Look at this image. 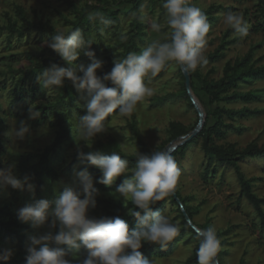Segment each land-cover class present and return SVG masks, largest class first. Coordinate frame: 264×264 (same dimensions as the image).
Returning <instances> with one entry per match:
<instances>
[{
	"label": "rangeland",
	"instance_id": "rangeland-1",
	"mask_svg": "<svg viewBox=\"0 0 264 264\" xmlns=\"http://www.w3.org/2000/svg\"><path fill=\"white\" fill-rule=\"evenodd\" d=\"M138 1V2H137ZM164 0H0V80L3 87L0 89V136L4 143L5 152L0 158V168L14 165L13 174L20 179L26 175L20 167L21 157L29 153H40L53 143L57 136V116L50 109L39 119H28L29 109L39 112V106L56 105L59 111L68 114L65 124L69 129L70 138L59 146L52 155V164L59 171V178H45V186L41 193L36 191H19L10 186L0 189V205L14 201L17 210L34 203L40 199L54 200L74 180L75 171L88 167L94 177V187L100 191L96 198V207L89 212L90 216L97 218L108 216L104 207V200L124 205L122 199H116L109 193L114 192L115 183H122L125 176L118 177L111 188L95 185L98 175L91 165L82 164L76 152L85 146L79 135V116L87 114L86 94L78 92L74 87L73 99L66 92L68 81L65 79L62 88L43 89L37 81V76L53 63L67 66L61 57L45 41H51L54 35L42 34L33 30L24 37L12 36L1 27L7 26L10 21L22 24L16 7L21 6L31 20L50 22L58 31H70L78 22L80 16L85 14L86 24L83 23V35L91 39L93 44L88 49L95 53L96 58L105 63L97 75L103 76L111 71L114 55L124 51L131 39L136 47L130 52L139 53L153 39L166 42L171 31L167 25V12L163 8ZM190 3L200 7L209 18L211 25L206 36L207 44L204 49L208 63L198 66L202 77L209 80H219L227 63L242 60L249 54V64L254 67L264 66V14L260 0H189ZM136 5L139 6L140 25L142 34L137 35L134 22L137 20ZM87 6L104 7L99 11L111 21L102 25L98 20L90 21ZM228 12L242 14L252 29L247 37L241 38L237 33L226 37L229 26L224 23ZM161 25V32L151 29V23ZM254 26V27H253ZM225 46L222 48L223 42ZM220 48L217 57L211 56ZM87 67L91 60L81 50L76 62ZM82 75V73H78ZM195 86L203 101L200 104L204 115L212 114L216 104L210 103L202 90V83L195 78ZM148 86L153 89V95L139 103L136 111L130 117H122L118 110L110 115L106 121L108 129L98 134L91 148L98 149L103 143L107 149H119L125 154H144L143 147L135 137L130 124L136 121L143 141L149 146L151 152L161 150L163 145L171 138L173 123L182 124L189 130L199 122V113L191 106L192 100L184 93V72L175 61L169 64L150 82ZM35 89V90H34ZM239 90L242 92H259L258 97L252 101L242 99L225 100L221 102L228 110L242 112L249 109L250 113H236L226 115L224 130L227 135L218 138V144H235L244 149L251 144L264 146V77L250 78L241 82ZM79 108L83 114L79 113ZM135 115V117H134ZM211 117V124L215 122ZM21 121H25L30 131L24 139H17L15 130H19ZM195 139V138H194ZM177 166L180 176L177 188L182 197L188 199V205L194 210L195 223L203 227L212 226L221 239L223 251L218 257L219 264H264V229L256 210L241 196V184L236 168L216 161L206 154L202 139L191 141L183 153L177 155ZM245 176L252 180L255 193L264 196V156L247 157L238 162ZM133 166L129 165V168ZM127 175H131L129 172ZM128 205H131L130 203ZM133 207V205L131 206ZM128 213V210H124ZM167 215L173 223L182 225L184 212L179 202L168 199L160 211ZM30 225V223H28ZM31 226V225H30ZM32 230L30 237L48 230L47 225ZM55 231H58L56 229ZM31 244V240H28ZM199 244V239L191 232H185L178 243L166 255L160 251L151 254L148 259L155 264H185ZM14 252L18 250L16 243L8 244ZM64 247L66 250L67 246ZM69 251V258L77 264L76 258L87 255V249L81 247L78 252Z\"/></svg>",
	"mask_w": 264,
	"mask_h": 264
},
{
	"label": "clouds",
	"instance_id": "clouds-1",
	"mask_svg": "<svg viewBox=\"0 0 264 264\" xmlns=\"http://www.w3.org/2000/svg\"><path fill=\"white\" fill-rule=\"evenodd\" d=\"M162 6L171 29L166 42L153 39L139 53L130 52L125 58L114 60L112 70L102 77L97 75V70L102 69L105 62L88 50L93 41L86 39L80 28L59 31L51 41H45L67 66L53 63L38 74L37 81L43 89L49 90L62 88L67 79L78 92L86 94L87 114L79 116V135L89 149L90 142L107 131L106 120L111 114L118 110L120 116L130 117L139 103L154 94L146 80L150 82L169 62L175 61L186 71H194L208 63L204 49L211 25L207 14L189 0H164ZM88 19L98 20L102 25L111 23L99 12L89 13ZM224 23L241 38L249 34V24L242 14L228 12ZM151 29L160 33L161 25L153 22ZM81 50L91 60L87 67L76 63ZM39 115L30 108L28 119H36ZM20 123L15 136L22 140L30 129L25 121ZM78 157L82 164L99 169L102 176L97 182L109 188L118 177L125 176L109 194L123 200L136 225L130 230L120 216L97 218L89 215L96 207L100 191L94 187V177L88 167H84L75 171L73 183L54 200L40 199L17 211L22 223H30L35 229L48 227L47 231L30 237L26 264H73L68 250L78 252L81 247L88 251L85 257L76 258L77 264H155L139 249L145 243L166 249L180 232L178 224L152 207L176 187L180 170L175 158L167 151L154 150L150 154L137 151L135 166L129 168V161L115 150L111 154L99 150L85 153L79 149V144ZM13 167L10 164L0 168V189L10 186L34 194L35 186L30 177L17 178ZM129 172L131 175H127ZM129 203L133 207H128ZM197 235V264H219L217 256L222 242L216 229L209 226L199 230ZM61 246H67L68 250ZM129 249L131 251L127 252ZM13 255L11 248L0 250V261H8Z\"/></svg>",
	"mask_w": 264,
	"mask_h": 264
},
{
	"label": "trees",
	"instance_id": "trees-1",
	"mask_svg": "<svg viewBox=\"0 0 264 264\" xmlns=\"http://www.w3.org/2000/svg\"><path fill=\"white\" fill-rule=\"evenodd\" d=\"M141 1V0H140ZM138 2V1H137ZM262 5V13L264 14V0H260ZM87 12L89 13L91 10H95L96 12L102 11L105 8L104 7H98V6H87L86 7ZM137 10V20L134 22V30L136 31L137 35L142 34L141 31V25H140V12H139V6L136 5ZM16 11L20 19L22 20V24H18L17 22L10 21L7 26L1 27V29H5L9 32L12 36H19L24 37L33 30H37L41 32L42 34H50L55 35L59 31L48 21H38V20H31L25 13V10L21 6L16 7ZM209 14L207 13L209 21L212 18H209ZM85 14L80 16L78 19V22L74 24V28H80L81 32H84L83 29V23H85ZM254 27V26H253ZM252 29L249 27V34L252 33ZM255 31L259 32L260 30L258 28L254 29ZM231 33H236L234 29L228 28L225 35L226 37H229ZM248 34V35H249ZM225 43L223 42L222 46L224 47ZM133 47H136L135 42L133 39H131L130 43L126 47V49L116 55H114V58H118V60H121L127 56L128 53H130L131 49ZM220 52V48L215 51V53L211 56L212 58L217 57ZM112 59V68L114 67V60ZM251 54L246 56L244 59L236 60L234 63H227L224 70H223V76L215 81V80H209L207 77H202L201 73L199 72V69L197 67L194 71H189L191 75V89L197 100L200 104L203 105V101L201 97L198 94V90L195 86L194 79L197 78L202 83V90L204 91L205 95L209 99L210 103L216 104V107L214 109V112L212 114L205 115V123L204 126L199 133L197 137L193 140H197L199 138L202 139V145L203 148L209 157L214 158L216 161L226 164V165H232L236 168L237 175L241 184V196L245 197L247 201L253 206V208L256 210L258 216L261 220V226L264 229V196L260 197L258 196L254 189L252 180L248 179L244 172L241 170L238 162L247 158V157H259L264 156V146H258L256 144H251L248 147L244 149L238 148L235 144H218L216 140L218 138L225 137L227 135V130H224V118L226 115H233L236 113H250L251 111L249 109H243L242 112H234L232 110L226 109L224 106H221V102L225 100H238L242 99L244 101H252L256 97H258L259 92L249 91V92H242L239 90L240 83L241 82H247L250 78L254 77H264V66L263 67H254L253 65H250ZM184 79L185 75H184ZM109 86H111L109 84ZM3 87V82L0 80V89ZM184 93L185 95H188L186 84H184ZM66 89V92H68V95L71 99H73V90L74 86L71 81H68V86ZM35 90V89H34ZM189 96V95H188ZM190 97V96H189ZM192 107H195L193 102L191 103ZM39 113L40 115H44L48 109L51 110L52 113H55L57 116L56 125L58 128L57 136L52 144L47 146L44 151L40 153H29L25 154L21 157L20 160V167L24 174L28 177H30V182L35 186V191L37 193H41L43 187L45 186V178L50 177L52 179H58L59 178V171L55 168V166L52 164V155L57 151L59 146L63 144L65 141H67L70 138L69 129L67 128L65 121L68 116L66 112L59 111L57 109L56 105L53 106H39ZM79 113L83 114V111L79 108ZM40 115L36 118L39 119ZM214 117L216 120L213 124H211V117ZM110 117V116H109ZM107 118V120L109 119ZM135 117V115H134ZM106 120V121H107ZM132 131L135 135V137L139 140L141 143L144 154H150L151 150L149 146L143 141L141 134L139 132V129L137 127L136 121H133L130 124ZM195 127L186 130L185 127L182 124L173 123L171 126L172 129V136L171 138L163 145L160 151H163V149L173 140L177 139L181 136L189 135ZM191 140V141H193ZM191 141L187 142L186 144L179 146L171 155L177 160V155L179 153H183L185 149L190 145ZM100 148L89 149L87 146H83L80 148V150L84 151L85 153L90 150H99L103 151L106 154H111L113 151L112 149H107L106 146L101 143ZM117 151L122 158L127 159L129 161L130 166H135L136 160H137V154H125L119 149H114ZM5 152L4 143L2 141V138L0 136V158L2 157L3 153ZM76 156L78 157V151L76 152ZM96 174L98 175V180L101 178L102 173L99 169H97L95 166H92ZM97 180V181H98ZM95 185L103 187V184H100L98 182H95ZM118 183H115L114 186H118ZM174 191L178 194L179 198L181 199L184 209L188 216L191 218L192 222L200 229H206V227H203L201 225H198L195 223L194 220V210L191 206H189L188 199L181 196L177 186L175 187ZM82 198V197H81ZM168 199H172L175 201V203L178 202V200L175 198L174 194L171 192L168 196L165 197L164 200L157 202L155 205H153L154 211H161L162 208L165 206ZM104 207L108 210V217H115L120 216L122 219H124L128 224L130 230L133 229L136 225V220L134 217H131L128 215L127 212H124V210H128L124 205L120 203H114L111 201L104 200ZM132 205H128V207H131ZM17 205L14 201L6 202L3 205H0V250H3L5 248H9L8 244L10 243H16L18 245V250L14 252L13 257L8 261H0V264H26V257L28 255L27 248L30 246L28 244V240L30 239L29 233L31 232L32 228L28 223H22L18 217H17ZM182 225L183 227L180 228V232L177 234V236L173 239L172 242L168 245L166 249H161L158 245L155 244H148L145 243L139 251L143 253V255L148 258L151 254L156 253V251H160L162 254L166 255L168 254L174 246L178 243L181 236L185 232H191L193 233L198 239L197 232L192 228V226L189 224L186 214L182 213ZM199 245V244H198ZM195 248L193 254L187 259L185 264H197V257H196V249ZM131 250H127V252H130ZM223 251L220 250L218 253V257L222 255ZM240 264H244V261L242 260Z\"/></svg>",
	"mask_w": 264,
	"mask_h": 264
},
{
	"label": "water",
	"instance_id": "water-1",
	"mask_svg": "<svg viewBox=\"0 0 264 264\" xmlns=\"http://www.w3.org/2000/svg\"><path fill=\"white\" fill-rule=\"evenodd\" d=\"M181 68H182V70L184 72V75H185V78H186V88H187L188 95L190 96L195 108L197 109L200 119H199L198 124L194 128V130L189 135L178 137L177 139L171 141L163 149V151H167L170 154H172L179 146H182V145L186 144L187 142L193 140L195 137H197L199 135V133L201 132V130H202L203 126H204V123H205L204 111L201 108L199 101L197 100V98L195 97V95L193 94L192 89H191V75H190V72L186 71L182 66H181ZM172 193L174 194V196L178 200V202L181 204V206H182V208L184 210V213L186 214V217H187V220H188L189 224L198 233V231L201 230V229L198 228L192 222L191 218L186 213V211L184 209V205H183L181 199L179 198L178 194L175 191H173ZM217 258H218V256H217Z\"/></svg>",
	"mask_w": 264,
	"mask_h": 264
}]
</instances>
